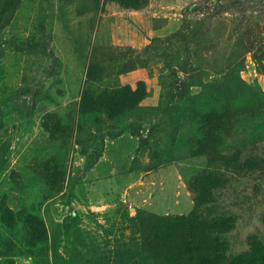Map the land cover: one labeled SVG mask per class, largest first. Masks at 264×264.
<instances>
[{"label": "rangeland", "instance_id": "374dc122", "mask_svg": "<svg viewBox=\"0 0 264 264\" xmlns=\"http://www.w3.org/2000/svg\"><path fill=\"white\" fill-rule=\"evenodd\" d=\"M189 213L264 243V0H0V264H147Z\"/></svg>", "mask_w": 264, "mask_h": 264}, {"label": "trees", "instance_id": "16d2710c", "mask_svg": "<svg viewBox=\"0 0 264 264\" xmlns=\"http://www.w3.org/2000/svg\"><path fill=\"white\" fill-rule=\"evenodd\" d=\"M121 1L137 5L144 0ZM220 226L192 213L154 217L147 264H264V243L256 238H252L248 251L223 254L225 243L211 234Z\"/></svg>", "mask_w": 264, "mask_h": 264}]
</instances>
